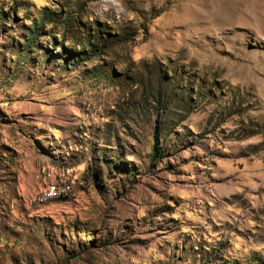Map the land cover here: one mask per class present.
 I'll return each instance as SVG.
<instances>
[{
    "label": "rangeland",
    "instance_id": "1",
    "mask_svg": "<svg viewBox=\"0 0 264 264\" xmlns=\"http://www.w3.org/2000/svg\"><path fill=\"white\" fill-rule=\"evenodd\" d=\"M0 264H264V0H0Z\"/></svg>",
    "mask_w": 264,
    "mask_h": 264
},
{
    "label": "trees",
    "instance_id": "2",
    "mask_svg": "<svg viewBox=\"0 0 264 264\" xmlns=\"http://www.w3.org/2000/svg\"><path fill=\"white\" fill-rule=\"evenodd\" d=\"M47 17V15H44ZM77 15H66L65 18V26L69 27L70 25L73 27L74 24H78L80 22V16ZM52 22H56V18L50 17ZM80 26L83 29V32L85 33V38H82V41L77 45L79 53L78 57L80 60H87L88 57H101L105 61L109 62L112 67L118 66L116 62L114 63V60L111 52L114 49H122V47L126 46V44L131 40V33L127 31L125 28H113L106 24H99L96 22H87L85 24H80ZM173 70V69H171ZM116 73V72H115ZM114 74V72L112 73ZM122 74V73H120ZM115 77H119L121 75L114 74ZM127 75V73H126ZM158 78L163 80V77L161 76L160 72H157L156 74ZM175 78V77H174ZM173 81L174 79H170ZM154 143L151 148V159L156 160L160 159L161 149L158 147V139L157 137L154 138ZM96 176L95 174H93ZM44 180V186L46 184V174L43 175ZM43 186V187H44ZM71 192V191H70ZM67 195V194H66ZM64 195L62 197L56 198L54 200L60 199V198H66L67 196Z\"/></svg>",
    "mask_w": 264,
    "mask_h": 264
},
{
    "label": "built area",
    "instance_id": "3",
    "mask_svg": "<svg viewBox=\"0 0 264 264\" xmlns=\"http://www.w3.org/2000/svg\"><path fill=\"white\" fill-rule=\"evenodd\" d=\"M72 179L69 178L65 169L57 173L49 171L46 174V184L42 193L36 197L38 204H44L56 198L62 197L71 191Z\"/></svg>",
    "mask_w": 264,
    "mask_h": 264
},
{
    "label": "crops",
    "instance_id": "4",
    "mask_svg": "<svg viewBox=\"0 0 264 264\" xmlns=\"http://www.w3.org/2000/svg\"><path fill=\"white\" fill-rule=\"evenodd\" d=\"M49 171H51V169L43 170V171H42V175L47 174Z\"/></svg>",
    "mask_w": 264,
    "mask_h": 264
}]
</instances>
